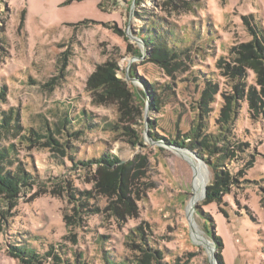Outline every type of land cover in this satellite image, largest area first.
<instances>
[{"label": "rangeland", "instance_id": "obj_1", "mask_svg": "<svg viewBox=\"0 0 264 264\" xmlns=\"http://www.w3.org/2000/svg\"><path fill=\"white\" fill-rule=\"evenodd\" d=\"M151 20L173 32L178 58L151 59L136 34ZM257 29L264 36V0H0V109L13 108L19 124L16 135H0V146L15 144L19 164L38 178L55 176L79 190L96 185L88 202L100 208L78 217L68 187L59 196L49 187L22 194L6 219L0 215V264H18L5 251L14 239L40 251L51 246L70 264L72 252L104 264L103 248L119 260L145 249L156 256L153 264H264V109L249 110L237 98L244 77L234 69ZM102 78L112 90L103 96L89 86ZM142 80L155 85L158 107L150 108ZM207 81L219 91L204 104ZM226 98L239 107L228 125L220 121ZM82 110L87 123L78 120ZM198 121L205 127L190 138ZM48 131L59 146L33 134ZM217 133L225 137L215 143L204 137ZM173 138L194 143L177 148L168 143ZM104 154L119 161L104 170L95 161ZM195 164L207 178L199 196ZM216 185L212 202L206 192ZM110 204L120 218L110 215Z\"/></svg>", "mask_w": 264, "mask_h": 264}, {"label": "trees", "instance_id": "obj_2", "mask_svg": "<svg viewBox=\"0 0 264 264\" xmlns=\"http://www.w3.org/2000/svg\"><path fill=\"white\" fill-rule=\"evenodd\" d=\"M137 37L147 46L149 50L151 59L163 62L164 60L169 59H176L180 56L181 52L177 51V46L175 43L177 40L173 35V32L164 24L162 21L151 20L146 28L140 29L137 33ZM261 38V40H260ZM175 42V43H174ZM243 48L240 50L241 57L238 59L240 65L235 67L234 69L238 71L239 75L244 77L242 82V86L239 88L235 86L237 90V98L241 99V101H246L247 108L249 110L257 111V108L264 109V36L261 34V30H255V38L254 41L243 44ZM135 54H139V50L134 51ZM222 61L219 59L217 64L219 65ZM250 76L248 81L246 78ZM252 77V78H251ZM144 83V90L142 92L143 95H146L149 101V106L152 108L154 105L158 107L159 105V94H156L154 88L155 85H149L145 80H142ZM106 82V78L98 79L94 83H89V86L93 88L101 89L100 95L109 94L112 90L111 87H105L104 84ZM207 86L203 90V95L201 97L202 103L206 104L208 101H215L214 97L218 95V87L214 83V86H211V82H206ZM213 85V84H212ZM246 90L245 99L243 98V91ZM240 94V95H239ZM219 96L222 97L223 94L219 93ZM5 100V92L4 88H0V105L4 104L3 101ZM232 108V103L229 98H226L225 104L220 109V121L224 124L228 125L230 121L233 120L232 114L236 115L237 109L239 108L237 103H235V107ZM232 111V114H231ZM65 124H74L72 119L68 116H65L63 119ZM78 120L82 122H86L90 120V117L87 113L83 110L81 111L80 115L78 116ZM203 125L205 124L203 121H198L196 125L188 132L190 138H198L200 136L199 132L201 133ZM19 128V124L17 123V112L13 110V108H9L6 111H2L0 109V135L4 133H11L12 135L17 134V129ZM117 128V126H115ZM105 129V128H104ZM37 138L45 137L47 138V143L50 147V143H53L55 146H59L60 144L53 138L51 135L48 134H38L37 132H33ZM205 138H209L210 141L213 143L218 142L225 137L222 133L217 134H205ZM22 139H29L25 136H21ZM208 140V139H207ZM203 139L201 144L205 145L206 147L212 146V144L208 143V141ZM169 144L173 145L177 148H184L189 146L191 143H185L183 139H176L173 138L169 142ZM55 148V147H54ZM191 148H196L197 146H192ZM59 149V148H55ZM222 150V149H221ZM17 150L15 148V144L9 143L4 144V146H0V202L4 203V208L0 210V215L2 218L6 219V215L9 213L8 208H15L17 200L21 197L22 194H29V193H37L41 188H55L52 190V193L55 191L59 196V188L62 186L61 189L65 190L68 187V195L74 198L79 205H76L75 213L79 217L80 214L88 215L89 217H94L99 215L100 208L97 206L95 202L89 203L90 198H95L94 192H97V186L92 184L89 190L85 189H77L72 188L67 184H63L61 179L55 176H49L47 178H38L36 174L31 173L30 171L23 168L19 162L17 161L16 154ZM19 153V152H18ZM224 154H220L219 156L215 157V161L222 160ZM97 162H102L104 164L103 169L107 170V168L112 167L116 164L119 160L111 155V154H104L100 158L95 159ZM18 162V163H16ZM90 163V160L86 161H79L77 164L82 166H87ZM2 164H7V167L3 166ZM61 163H51L50 167H55L56 169H61ZM13 166V168H8ZM214 167L218 166V164H213ZM122 166L118 167V171H121ZM220 171L216 170L217 179H219ZM44 179V180H43ZM59 179V180H57ZM225 181L222 182L223 186H226ZM220 195L219 186H212L207 188L206 196L213 202L214 200H218ZM211 205V204H210ZM212 208H214V212L217 213L216 205L212 204ZM111 209L113 210L112 214L115 217H121V213L117 210L116 206L110 204ZM205 209H208L204 207ZM65 216V214H64ZM64 219H66L64 217ZM115 222V218L113 219ZM64 225L68 227V222H64ZM121 226V224H118ZM125 227V226H122ZM127 233L124 234L125 237L130 238L133 241V236L129 234V229L125 228ZM214 239H220L219 236L215 233ZM100 236V235H99ZM104 236V235H103ZM101 238V237H100ZM144 241V238L141 237ZM99 242L101 240L99 239ZM102 246V244H101ZM103 248V247H102ZM6 253L14 258L18 264H42L45 261H50V264H70L68 261V257H58V255H54L52 251V247L50 246L48 250L40 251L38 247L32 245L28 240L25 239H14L11 242H7ZM145 251L141 257L136 258L135 260H119L116 259L113 254H110V250L102 249L101 256L103 259L104 264H153V261L157 263L156 256L150 254L148 251ZM62 255L64 256L65 251H61ZM76 257L75 263L73 264H86L85 261L79 260V256H77L78 252H72ZM157 253V252H156ZM158 254H160L158 252Z\"/></svg>", "mask_w": 264, "mask_h": 264}, {"label": "bare ground", "instance_id": "obj_3", "mask_svg": "<svg viewBox=\"0 0 264 264\" xmlns=\"http://www.w3.org/2000/svg\"><path fill=\"white\" fill-rule=\"evenodd\" d=\"M193 166H194V172H195L194 173V178H193L194 179L193 180L194 193H195L196 196H199L204 190V187H205L206 182H207V178H206V176H204L205 174L203 175L201 173L202 169L200 170V167L197 164H195ZM206 173H207V171H206ZM193 230H194L193 232L195 233V235L198 237L199 233L197 232V228L196 229L194 228Z\"/></svg>", "mask_w": 264, "mask_h": 264}]
</instances>
